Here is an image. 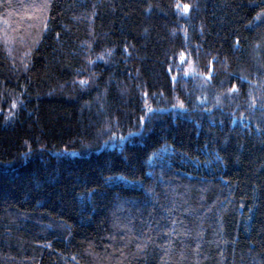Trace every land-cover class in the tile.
Here are the masks:
<instances>
[{"label": "trees", "instance_id": "16d2710c", "mask_svg": "<svg viewBox=\"0 0 264 264\" xmlns=\"http://www.w3.org/2000/svg\"><path fill=\"white\" fill-rule=\"evenodd\" d=\"M0 264H264V0H0Z\"/></svg>", "mask_w": 264, "mask_h": 264}]
</instances>
